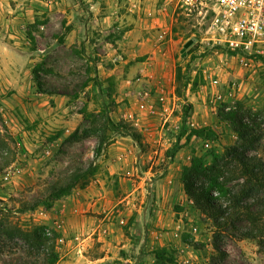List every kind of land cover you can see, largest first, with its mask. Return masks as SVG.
Wrapping results in <instances>:
<instances>
[{
	"label": "rangeland",
	"instance_id": "1",
	"mask_svg": "<svg viewBox=\"0 0 264 264\" xmlns=\"http://www.w3.org/2000/svg\"><path fill=\"white\" fill-rule=\"evenodd\" d=\"M56 1L62 7L54 9L51 17L47 12L34 14L32 19L25 18L19 29L23 41H27L30 58L34 59L30 73L31 92L35 96H30L36 101L33 112L37 115L33 116L34 120L28 119L22 114L24 107L14 101L8 106V116L0 110V127L14 138L16 151L15 162L0 170V264H53L49 263L52 259L49 241L37 246L24 239L17 229L26 232L36 224H45L43 216L49 208L46 204L50 201L51 186L74 172L85 174L75 188L88 177L89 183L104 179L109 188L116 190L118 185L114 177H105L108 173L102 163L104 149L128 136L149 154L151 136L142 131V127L148 125L153 131L163 129L164 139L163 145H159L161 158L152 156L145 165L149 167L155 162L152 172L159 169L163 173L148 175L144 191L138 194L137 207H144L148 202L151 209L146 208V212L156 213L151 211L154 207L158 210L156 187L151 183L170 172L173 180L165 187L172 196L162 203L161 215L155 223L147 226L141 223V231L135 233L128 229L134 223L133 219L122 224L128 242L126 248L112 252L102 249L104 241L95 232L84 253L91 258L108 253L112 258L85 264H154V251L161 247L174 250L178 264H264V238L244 235L249 228L244 207L233 212L226 228L216 229L214 222L194 202L187 203L191 197L185 193L180 181L181 170L193 155L203 156L209 163L213 149L222 151L237 141L229 124L220 120V113L240 106L264 109V59H254L246 66L236 52L206 46L203 38L210 12L206 9L201 13L198 9L188 11L181 6V0H174L167 20L170 28L164 33L152 30L150 40L157 39L160 34L163 37L157 42L158 46L150 45V49L146 42L138 45L140 38L134 41L133 37L124 36L133 28L126 17L121 23L114 18L116 12L109 10V16L113 18L99 19L106 11L102 9L103 0ZM203 1H207L209 7L214 2ZM90 2L95 7L90 8ZM128 7L125 3L126 15H136L139 10H128ZM189 40L192 43L184 48ZM154 50L155 53H151ZM148 53L155 55L149 60L153 64L138 67V62H147ZM164 60L167 63L160 69ZM34 69L42 92L33 77ZM143 91L149 92V104L158 107L164 115L147 116L138 109ZM10 93L8 90V95ZM160 96H168V102ZM165 106L169 108L167 112ZM44 108L51 112L47 118L57 112L56 120L39 117L37 110ZM169 112L171 116L164 122ZM185 116L186 120L183 119ZM107 117L114 122L115 128L106 122ZM21 126L28 132L27 138L12 134L13 127L19 130ZM203 126L209 127L214 135L186 137L189 128ZM102 137L107 139L97 154L96 148ZM253 152L264 159V135ZM28 157L33 173L14 177L22 183L20 188L12 189L9 180L4 183V174L11 179L18 172L17 167L27 168ZM173 161H185L186 164L183 163L180 169H171L170 162ZM236 184V181L230 183L232 187ZM144 195L145 202L142 201ZM244 202L254 203L256 198L243 201L242 205ZM63 245L57 238L54 243V252L58 254L56 262L60 257L70 259L64 254Z\"/></svg>",
	"mask_w": 264,
	"mask_h": 264
},
{
	"label": "crops",
	"instance_id": "2",
	"mask_svg": "<svg viewBox=\"0 0 264 264\" xmlns=\"http://www.w3.org/2000/svg\"><path fill=\"white\" fill-rule=\"evenodd\" d=\"M133 2L139 4V10H137L136 15H126L127 12L124 10L125 3L129 4L128 10H130V5ZM173 4L174 0H103L102 9L106 11L103 12L99 19L107 20L113 18L109 16V10L116 12L114 18L118 21L120 20L121 23L126 17L127 21L132 22L133 28L130 31H126L124 36L133 37L134 41L140 38L138 45L146 42L147 48L150 49V45H157L159 39L163 37L160 34L157 39L150 40L153 37L152 30L156 29L164 33L170 28L167 20L170 18ZM60 7L62 6L56 0H0V110H4L7 116L8 106H12V103H10L12 101L24 107V113L22 112V114L28 119L34 120L33 116L37 115L33 112V106L36 101H32L33 98L31 97L32 95L35 96L31 92L33 80L30 73L31 63L34 59L30 58L31 52H29L27 41H23L21 30L19 29L22 23L25 22V18L32 19L34 14L45 12H47V16L51 17L54 14L52 13L54 9L59 10ZM93 7H95L94 3L90 2V8ZM149 31L151 33L148 36L147 33ZM151 53L154 54L155 50ZM150 58H155V55H149L147 62H138V67L143 68L153 64L152 61H149ZM166 63L167 60H164L160 69ZM8 90L11 91L9 95ZM168 98V96H163V99L167 102ZM172 99L175 101L173 90ZM37 112L39 117L46 118L43 120H56L57 112H53L50 118H47V115L51 112L45 108L44 110H37ZM170 116L171 113L169 112L165 119ZM23 127L21 126L19 130L13 127L12 134L14 133L16 137L27 138L28 132L23 130ZM163 139V129L159 132H152L150 137L152 147L149 154L144 153L138 144L128 136L121 137L110 143L104 149L102 163L104 164V170L108 173L105 177H108V175L114 177V180L117 181V189L109 188V184L104 179H96L83 187L74 188L70 195L55 200L52 207L45 210L43 221L49 226L53 225L54 220L59 218V210L61 208L65 210L62 225L58 232L62 235L64 254L68 255L70 259L63 260V257H60L56 264L97 263L98 261L112 258L108 253L105 256L98 255L92 258L84 253L90 247L93 240L92 236L95 232H98L99 239L104 241L101 248L112 252L118 248L128 247V242L122 232V224H125L128 219L134 220V223L128 229L135 233L141 231L142 222L146 226L155 223L157 216L161 215L162 203L165 199H170L172 196L165 187L167 183L173 180L172 172L151 183L156 187L155 197L156 203H158V210H156L157 207L151 210L152 213L156 212L155 214L152 215L146 212V208L148 210L151 209V204L148 206L147 202L144 207L142 205L137 207L136 200L139 192L144 191L143 185L148 175H153L157 172L163 173V170L159 169H155L152 172L155 162H151L149 167L145 165V161H150L152 156L159 155V158H161L162 149L159 148V145H163ZM28 156L30 157V155ZM29 157L27 168L17 167L18 172H16V175L11 177V179L7 176L4 181V183H8L9 180L12 189L20 188L22 183L19 178L14 179V177H20L19 175H24L25 173L32 175ZM183 163L186 164L185 161L170 162V168L180 169ZM163 187L165 188L164 191L162 190ZM142 201L145 202V195ZM96 214L100 216H96ZM122 259L129 261V258L126 257H122Z\"/></svg>",
	"mask_w": 264,
	"mask_h": 264
},
{
	"label": "trees",
	"instance_id": "3",
	"mask_svg": "<svg viewBox=\"0 0 264 264\" xmlns=\"http://www.w3.org/2000/svg\"><path fill=\"white\" fill-rule=\"evenodd\" d=\"M32 72L37 87L41 91V84L36 75L37 70L34 69ZM186 116L183 117L184 120ZM219 116L220 120L229 124L237 141L225 146L222 151L213 149L209 163L203 156L193 155L189 164L182 168L180 181L185 193L193 198L195 206L214 222L216 229L226 228L233 217V212L244 207L243 213L249 222V228L244 235L261 240L264 238V159L253 151L264 135V128H262L264 109H244L240 106L235 110L222 112ZM106 122L115 128L110 118L107 117ZM208 134L214 135L207 126L191 127L186 137L189 139L192 136L200 137L208 136ZM106 139L107 137L100 139L96 148L97 154L100 153L101 145ZM134 139L137 140L136 137ZM13 145L15 146L14 138L10 134L6 135L0 127V158H2L0 170L9 168L15 162L16 151ZM92 173L91 171L90 174ZM81 176L85 177V174L74 172L62 182L53 184L49 194L50 201L46 206L50 208L55 200L70 195ZM87 178L81 187L89 183ZM234 181L237 184L232 187L230 183ZM255 198L256 202L250 204L244 202L245 205H242L243 201ZM219 199L224 200L216 203ZM48 228L46 224H36L26 232L19 229L17 231L24 239L37 246L45 245L49 241L52 249V259L49 263L54 264L58 256L54 252V243L60 234L53 229L48 231ZM154 256V264H178L175 251H170L166 247L155 249Z\"/></svg>",
	"mask_w": 264,
	"mask_h": 264
},
{
	"label": "built area",
	"instance_id": "4",
	"mask_svg": "<svg viewBox=\"0 0 264 264\" xmlns=\"http://www.w3.org/2000/svg\"><path fill=\"white\" fill-rule=\"evenodd\" d=\"M181 6L188 11L198 9L210 12V18L205 30L203 42L206 46L220 50L225 48L236 52L244 65H250L254 59H264V0H214L209 7L207 1L203 0H181ZM130 10L139 9L138 3H131ZM209 8V9H208ZM150 77H153L149 74ZM143 98L138 102V109L145 115L162 114V111L149 104V92L143 91L140 94ZM161 100L163 96H160ZM165 111L169 108L164 107ZM139 121V119H137ZM167 119L164 121L166 122ZM138 125L139 122H136ZM151 136V127L143 126ZM7 175L4 176V179ZM188 204H193V198H189ZM59 218L54 220L53 225H48V231L53 229L59 231L65 210H59ZM59 233V232H58ZM50 234V232H48ZM60 234V233H59ZM63 243L62 236L58 238Z\"/></svg>",
	"mask_w": 264,
	"mask_h": 264
},
{
	"label": "water",
	"instance_id": "5",
	"mask_svg": "<svg viewBox=\"0 0 264 264\" xmlns=\"http://www.w3.org/2000/svg\"><path fill=\"white\" fill-rule=\"evenodd\" d=\"M191 43H192L191 40H189L188 42H186L185 45H184V48L188 47Z\"/></svg>",
	"mask_w": 264,
	"mask_h": 264
}]
</instances>
